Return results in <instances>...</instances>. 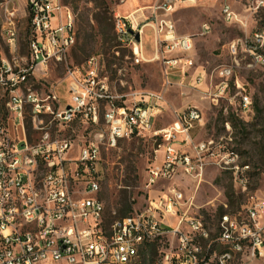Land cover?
<instances>
[{"label": "built area", "instance_id": "2783aa9c", "mask_svg": "<svg viewBox=\"0 0 264 264\" xmlns=\"http://www.w3.org/2000/svg\"><path fill=\"white\" fill-rule=\"evenodd\" d=\"M29 2L31 37L34 55L0 58V87L7 98L5 109L14 129L0 122V264H135L142 248L156 238L168 242L160 264H236L264 253V195L244 208L245 217L236 218V226L220 229L228 222V204L214 235L205 218L195 213L194 200L175 182L185 176L201 185L209 166L230 174L237 188L250 191L249 162L243 156H231L236 147L220 139H197L194 132L203 125L202 110L188 105L176 111L168 125L155 126L168 110L164 92H148L128 103L115 94L102 75V56L92 55L67 68L64 78L67 98L58 85L48 92H37L34 84L47 74L51 62L67 60L75 41L70 28L75 19L64 0H0L4 8L2 29L10 52L17 49L19 30L16 12L21 3ZM201 0H156L116 15L115 34L119 44L128 48L136 63L160 61L165 88L175 84L172 71L186 77L195 68L192 35H178L172 17L178 5L195 6ZM259 1L248 0L246 13H232V6H222L223 18L247 30L251 18L263 8ZM153 32L154 51L145 49V32ZM209 22L202 24V35L211 32ZM250 67L264 65V28L246 31ZM234 62L222 64L219 78L223 85H212L202 92L212 103L226 98L233 86L247 107V91L234 80L238 41L229 44ZM21 61H28L21 64ZM176 82L183 84V79ZM207 78L206 71L193 78L199 87ZM30 117L33 131L39 136L31 141L25 125ZM103 118L106 129L90 140L76 142L60 136L61 128L80 123L97 125ZM227 128L228 122L226 123ZM149 135L157 143L160 155L147 169L146 206L111 224L104 220V203L97 166L104 141L111 147L125 138ZM79 184L76 188L73 184ZM224 244L225 253L211 252V245ZM226 244L239 245V253H227Z\"/></svg>", "mask_w": 264, "mask_h": 264}, {"label": "rangeland", "instance_id": "374dc122", "mask_svg": "<svg viewBox=\"0 0 264 264\" xmlns=\"http://www.w3.org/2000/svg\"><path fill=\"white\" fill-rule=\"evenodd\" d=\"M155 1L104 0L109 7V14L112 16L114 25L116 15H125L139 6L153 4ZM16 2L21 3V8L16 12L19 39L14 53L10 52L9 45L2 34L6 16L0 4V58L7 56L10 60H13L14 56L19 58L30 55L29 14L23 1ZM64 2L75 14L78 40L71 48L65 62H51L44 78L34 84L36 91L48 93L53 86L58 85L61 96L67 98L64 82L67 68L83 65L88 57L100 55L103 64L102 75L108 78L110 88L115 94L123 95L122 100L130 103L136 97L139 98L148 92L163 91L171 109L188 105L198 106L203 113V125L196 128V138L224 139L234 144L244 161L251 164L250 191L242 193L235 185L232 176L216 166L207 168L199 187L195 180L185 176L178 177L175 182L185 192L187 198L194 200V212L205 218L214 235H218V223L224 203L228 204V210L233 215L245 217L244 208L257 197L262 199L264 195V65L250 67L249 64L252 61L250 53L245 48L240 49L241 45L238 44V64L236 63V74L233 79L239 80L252 97V104L247 110L243 109L235 86L231 88L226 98L220 99L216 104L205 97L202 91L219 81V78L215 76V69L218 66L234 62L233 49L229 48V44L243 38L246 31L249 32L251 28H264V7L251 18L247 30L237 23L226 22L222 14V6L228 3L236 13L245 14L248 0H201L195 6L181 7L175 14L178 32L194 36L195 48L192 53L198 65L204 66L207 78L201 86L196 88L192 86V79L203 72V69H199L197 74L183 79L182 85L176 83L181 80L174 78L175 84L165 88L161 62L136 63L130 50L121 46L117 38L113 40L115 27L109 40L118 44L117 48H112L110 51L104 48L105 38L97 36L98 25L94 19L97 9L93 1L64 0ZM204 22H209L212 30L202 35L200 33ZM145 49L147 55L152 57L154 44L153 32L150 28H146L145 32ZM27 62L21 61V64ZM173 73L174 71L171 72ZM6 98L7 95L0 87V122L12 131L14 124L7 118L4 104ZM172 121V116L168 112L157 122L155 120V126H166ZM234 121H237V124H234ZM227 122L229 129L226 126ZM30 123L28 116L25 120L26 130L30 140L35 141L39 135L33 131L32 125L30 128ZM105 129L106 124L101 117L97 125L80 123L74 127H63L60 136L81 142V140L94 138L98 132ZM157 150V143L149 135L122 139L114 147L108 145L106 141L101 145V157L97 166L100 190L97 197L104 203V220L108 225L122 218L121 211L125 210V200H128V204L132 207L131 214L146 206L147 169L156 161V157H159L160 153ZM78 186L81 185L73 184L74 188ZM156 241L159 242V246L155 254L146 259L141 258V261L138 260L135 264L160 262V256L168 248V242H163V239H156ZM221 249L222 246L216 247L217 252ZM236 263L235 258L230 264ZM248 264H264V253L249 259Z\"/></svg>", "mask_w": 264, "mask_h": 264}, {"label": "bare ground", "instance_id": "6f19581e", "mask_svg": "<svg viewBox=\"0 0 264 264\" xmlns=\"http://www.w3.org/2000/svg\"><path fill=\"white\" fill-rule=\"evenodd\" d=\"M23 2L25 4L24 5L25 8H27V10H29V2L28 1H23ZM263 7H264V0H261V1H259V8H263ZM232 13H236L233 8H232ZM69 14L71 17H73L75 19V14H74V12L70 6H69ZM70 35H71V38L74 39L75 45H76V43H77V32H76V24L75 23H74V26L70 28ZM238 44L241 45L240 49L245 48V50L247 51V36L245 35L243 38H239ZM29 49H30V55H34V52H35L34 43H29ZM76 69H83V65L76 66ZM217 72H221V65L215 69V76H217L219 78V73H217ZM216 85H223V78H219V81L216 83ZM251 104H252V97L247 93V107H250ZM241 105H242L243 109L246 110L245 105H244V101H241ZM220 141L221 142H227L224 139H220ZM230 155L231 156H240V153L235 147H233V148H230ZM249 172H250V166H248V175H249ZM236 218H240V216H238L237 214L233 215L228 210V222H220V229H228V227H235L236 226ZM156 239H163V238H156ZM217 246H222V249L220 252L216 251ZM226 251H227V253H239V245L226 244ZM211 252L225 253V245L224 244L211 245ZM235 258L236 257H229L228 258V264H230ZM158 264H160V262Z\"/></svg>", "mask_w": 264, "mask_h": 264}, {"label": "trees", "instance_id": "16d2710c", "mask_svg": "<svg viewBox=\"0 0 264 264\" xmlns=\"http://www.w3.org/2000/svg\"><path fill=\"white\" fill-rule=\"evenodd\" d=\"M91 1L94 2L95 7L97 9L96 13L94 14L95 17L94 19L98 25L97 36L100 35L101 37L105 38V43L103 44V46L107 51H110L112 48H117L118 44L111 42L109 40V37H112L114 22H112V16L109 14V7L107 3L104 2V0H91ZM114 38H117L116 34L113 36V40ZM77 40H78V36H77ZM231 118L233 119V117ZM234 124H237V121H234ZM30 128H31V123H30ZM131 213H132V207L131 205L128 204V200H125V210L121 211V216L123 218L130 215ZM222 213L220 214V216L222 215ZM158 246H159L158 241L147 243L140 252L139 262L141 261V258L146 259L147 257H151L153 254H155Z\"/></svg>", "mask_w": 264, "mask_h": 264}, {"label": "crops", "instance_id": "0c3cea01", "mask_svg": "<svg viewBox=\"0 0 264 264\" xmlns=\"http://www.w3.org/2000/svg\"><path fill=\"white\" fill-rule=\"evenodd\" d=\"M185 6H187V5H185ZM181 7H184V5L182 4V5H178V7H177V9H176V11L174 12V14L172 15V17H173V19H174V22H175V28H176V33L178 34V35H187V34H180L179 32H178V28H177V24H176V18H175V14H176V12L181 8ZM231 53V52H230ZM193 54V53H192ZM233 56V55H232ZM194 58H195V55H194ZM195 61H196V58H195ZM199 69H203V71H205L204 70V66H202V65H198V63H197V61H196V66H195V68H193L192 70H190L189 71V73H188V75L186 76V77H184L183 76V72L182 71H180V70H175L174 71V73H173V76H174V78H175V80H181L183 77H184V79H188V77L190 76H193V75H195V74H197V70H199ZM192 71V72H191ZM193 80V79H192ZM184 108V107H183ZM182 107H180V108H175V109H171L170 107H168V110H167V114H168V112L170 113V115L172 116V119L174 120L175 119V116H176V114H175V112L176 111H181L182 109H183ZM166 115V114H165ZM196 133H197V131L195 130V135H196Z\"/></svg>", "mask_w": 264, "mask_h": 264}]
</instances>
